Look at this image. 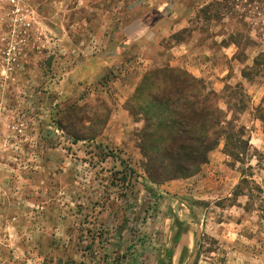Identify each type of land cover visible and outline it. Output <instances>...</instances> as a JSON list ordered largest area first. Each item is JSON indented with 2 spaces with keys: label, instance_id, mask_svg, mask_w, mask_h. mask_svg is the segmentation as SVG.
Listing matches in <instances>:
<instances>
[{
  "label": "rangeland",
  "instance_id": "374dc122",
  "mask_svg": "<svg viewBox=\"0 0 264 264\" xmlns=\"http://www.w3.org/2000/svg\"><path fill=\"white\" fill-rule=\"evenodd\" d=\"M263 26V0H0V264H264V76L242 75ZM165 67L248 144L221 137L155 199L135 99Z\"/></svg>",
  "mask_w": 264,
  "mask_h": 264
},
{
  "label": "trees",
  "instance_id": "16d2710c",
  "mask_svg": "<svg viewBox=\"0 0 264 264\" xmlns=\"http://www.w3.org/2000/svg\"><path fill=\"white\" fill-rule=\"evenodd\" d=\"M262 28L259 36L264 40V26ZM240 56L244 61V53ZM242 75L248 80L264 76V50L253 58L252 64L243 67ZM150 77L154 78L152 82ZM146 85L156 89L153 95L139 97L138 94L135 103L145 119L141 130L144 147L156 148V151L145 152L148 174L145 187L153 198L161 197L154 184L197 173L200 166L208 162L210 152L217 148L221 137L227 141L236 138L238 146L233 147L236 150L247 148L244 132L224 134L225 113L216 103L217 93L208 90L202 79L187 70L165 67L151 71L137 93ZM153 106L161 109H153ZM77 119V113L71 110L59 119L57 125L61 129L69 128L72 138L80 141L85 137L74 127ZM158 260V264H174L172 251L167 250L166 259ZM123 262L129 264V261Z\"/></svg>",
  "mask_w": 264,
  "mask_h": 264
}]
</instances>
